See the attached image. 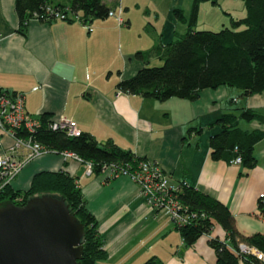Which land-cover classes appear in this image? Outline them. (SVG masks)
Returning <instances> with one entry per match:
<instances>
[{
  "label": "crops",
  "instance_id": "1",
  "mask_svg": "<svg viewBox=\"0 0 264 264\" xmlns=\"http://www.w3.org/2000/svg\"><path fill=\"white\" fill-rule=\"evenodd\" d=\"M107 1L120 4L124 24L118 25L108 15L85 23L30 19L23 35L17 31L14 0H0V88L23 93L24 109L32 115L71 119L98 141L110 139L136 156L152 159L172 180H183L225 204L239 233L264 236V217L257 205L258 194L264 190V120L238 122L244 129L263 132L253 144V167L213 159L208 146V136L218 130L211 122L229 111L232 103L264 116V92L241 96L239 89L219 86L202 89L193 100H157L122 92L116 83L144 65L135 52L150 49L156 41L174 39L179 21L172 16L173 0H166L169 28L163 23L153 25L152 36L139 43L137 39L125 42L131 30L130 10L138 0ZM164 32L166 42L162 41ZM152 56L155 54L148 58ZM190 126L201 129L188 131ZM11 141L10 135L0 131V149ZM59 168L75 176L85 206L97 221L106 256L96 264H140L150 257L162 264H216L207 240L224 238L218 225L212 227L210 236L201 234L185 245L171 219L146 205L125 175L108 180L101 171L86 175L75 159L44 153L17 173L11 187L25 189L35 172Z\"/></svg>",
  "mask_w": 264,
  "mask_h": 264
},
{
  "label": "trees",
  "instance_id": "2",
  "mask_svg": "<svg viewBox=\"0 0 264 264\" xmlns=\"http://www.w3.org/2000/svg\"><path fill=\"white\" fill-rule=\"evenodd\" d=\"M205 0H191L188 14L181 8L173 7V16L185 24L183 32L175 31V38L166 43L154 42L148 50H138L135 56L144 60V65L133 75L120 79L116 86L129 94L164 100L169 97L195 99L204 88L230 86L240 90L241 96L264 92V0H242L245 15L231 18L230 27L218 30L195 29L198 3ZM215 2L216 0H208ZM17 17V31L25 34L27 23L37 14L39 21L50 22L54 18L45 11L46 6L65 14V20L85 23L93 18H103L109 9L103 0H14ZM242 28H238L239 25ZM161 59L159 65H149L148 57ZM50 115L37 114L39 124L33 131L16 129V135L40 144L47 153L72 152L93 164V172L101 171L103 164L113 163L116 170L136 167L145 157L136 156L131 149L121 148L110 139L96 140L88 132L79 131L68 135L63 128L50 127ZM263 121L264 116L249 107H231L221 112L211 124L218 130L208 136L210 156L230 163L239 156L240 164L250 168L255 164L253 144L263 132L259 129H244L239 120ZM200 126H190L188 131L199 132ZM115 177V176H114ZM112 177H107L105 180ZM177 191V199L185 204L196 216L188 223L176 225L185 245H191L201 234L211 232L214 225L224 231V238L211 236L208 245L213 249L216 264H264L251 254L234 253L239 241L255 246L264 253V236L254 233L244 236L235 227L234 218L228 207L215 197L188 186L183 180ZM40 193H56L62 196L70 211L83 226L82 254L80 264H96L106 256L103 239L98 231L97 221L85 206V201L75 176L62 168L39 170L30 179L25 189H13L6 184L0 189V201L10 200L23 204L25 200ZM264 217V208L258 203ZM210 236V235H209ZM140 264H162L150 257Z\"/></svg>",
  "mask_w": 264,
  "mask_h": 264
},
{
  "label": "built area",
  "instance_id": "3",
  "mask_svg": "<svg viewBox=\"0 0 264 264\" xmlns=\"http://www.w3.org/2000/svg\"><path fill=\"white\" fill-rule=\"evenodd\" d=\"M45 11L52 14L54 19H65L64 13L53 10L50 6H46ZM106 14L112 16L118 25L125 23L119 3H117L116 9H109ZM73 17L78 20L77 15ZM33 19L39 21L37 14H34ZM90 29L91 27L88 26V30ZM38 124L37 115H32L24 109L23 93L0 88V131L7 133L12 138L11 144L7 148L0 149V189L6 184H10L27 162L48 152L30 138H22L15 133L16 129H25L31 132ZM49 125L53 129H65L68 135H77L80 131L73 120L65 117L51 118ZM61 154L64 158H73L81 163L86 175L93 173L92 162L83 160L72 152L63 151ZM240 162L239 156H235L230 161L233 164ZM116 168L113 163L103 164L101 172H105L107 177L127 176L136 185L138 195L143 198L145 204L152 209L163 211L177 226L195 218V211L188 210L187 206L176 197L177 191L180 189V182L172 180L169 173L152 159H141L131 170L126 168L116 170ZM257 201L264 208V190L258 194ZM233 251L236 254H251L264 262V253L243 241H239L237 250Z\"/></svg>",
  "mask_w": 264,
  "mask_h": 264
},
{
  "label": "water",
  "instance_id": "4",
  "mask_svg": "<svg viewBox=\"0 0 264 264\" xmlns=\"http://www.w3.org/2000/svg\"><path fill=\"white\" fill-rule=\"evenodd\" d=\"M83 233L56 193L0 201V264H80Z\"/></svg>",
  "mask_w": 264,
  "mask_h": 264
},
{
  "label": "rangeland",
  "instance_id": "5",
  "mask_svg": "<svg viewBox=\"0 0 264 264\" xmlns=\"http://www.w3.org/2000/svg\"><path fill=\"white\" fill-rule=\"evenodd\" d=\"M104 1L107 2L106 3L107 6H113L111 2H108L107 0ZM164 1L166 2V0H138V5L137 6L133 5V8H131L130 10L131 30H129L126 33L125 42H132L133 40L136 41L137 39V42L139 43V40L141 39L143 40L146 36L148 37L152 36L153 25H155L156 27L158 25L159 27L160 24L163 23L166 29L169 28L170 22L168 21V18L166 16L167 5ZM173 1H171V3L175 4L177 8H183L185 15L188 14L191 5V4L188 5V1L191 2V0H173ZM116 8H117V4L116 6H114V9ZM155 13L157 14V17H155ZM244 15H245V8L242 0H216L215 2H211L208 0L200 1L198 3V10H197V16L195 19L194 28L218 30L224 26L230 27L231 18H240ZM144 17H146V19L143 25L141 26V20H143ZM177 25H178L177 28L179 29L177 31L183 32L185 30L184 23L178 22ZM143 27L146 28L145 31L142 30ZM242 27L243 25L241 24L239 25L238 28H242ZM139 28H141V30ZM137 34L138 35L140 34V37ZM165 34L166 33L164 32L162 38L163 42H166ZM161 62H162L161 59L152 56L149 59L148 64L159 65L161 64ZM231 106L233 107L234 103H232ZM59 154L62 156L61 153Z\"/></svg>",
  "mask_w": 264,
  "mask_h": 264
}]
</instances>
